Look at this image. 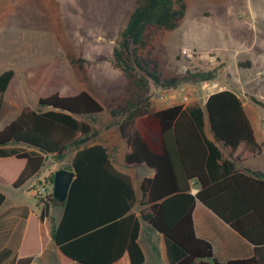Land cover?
Listing matches in <instances>:
<instances>
[{
  "label": "trees",
  "instance_id": "obj_1",
  "mask_svg": "<svg viewBox=\"0 0 264 264\" xmlns=\"http://www.w3.org/2000/svg\"><path fill=\"white\" fill-rule=\"evenodd\" d=\"M185 13L184 0H135L112 48L114 67L135 89L128 100L109 111L126 144L124 164L153 172L141 180L139 200L131 177L115 168L107 148L86 145L93 134L91 122L104 110L87 91L41 96L36 108L24 106L0 129V147L24 145L38 150L15 152L12 161L1 166L0 177L14 189L40 171L44 155L61 161L75 148L69 169L74 178L61 218L51 231L62 264H143L137 242L140 224L131 213L135 205L140 208L139 219L164 238L168 264H264V172L239 169L235 163L261 153L241 99L231 90H220L206 97L203 108L177 104L153 110L148 102L150 84L169 88L217 76L218 67L164 78L159 61L151 56L155 32L173 31ZM67 59L79 67L85 62ZM13 75L12 69L0 74V111ZM250 101L264 111L263 101L252 96ZM204 117L214 141L234 161L224 159L206 138ZM193 184L199 185L195 194ZM4 201L0 192V206ZM38 201L39 219L44 221L50 204L58 201L52 191ZM197 202L252 244L253 255L217 262L212 245L196 236L192 214ZM31 261L32 257L13 258L8 264Z\"/></svg>",
  "mask_w": 264,
  "mask_h": 264
},
{
  "label": "rangeland",
  "instance_id": "obj_2",
  "mask_svg": "<svg viewBox=\"0 0 264 264\" xmlns=\"http://www.w3.org/2000/svg\"><path fill=\"white\" fill-rule=\"evenodd\" d=\"M184 1V18L176 29L167 31L175 45L164 47L165 32L157 31L150 54L159 61L164 78L183 75L188 70L218 67L219 71L208 82L180 83L169 88L150 84V108L160 110L177 104L203 108L210 93L231 90L240 97L253 122L264 126V111L250 101L252 96L264 102V0ZM134 4L135 0H0V74L17 67L19 78L29 74L30 80L24 82L27 89L23 105L33 108L37 107L35 93L28 85L35 76L38 97L87 91L104 110L91 122L93 134L86 145L119 138L109 111L128 100L135 89L114 67L111 54ZM182 41L201 50L213 48L214 52L198 53L184 61L179 57ZM67 56L85 62L80 64L82 67L71 65ZM247 61L249 66L238 67V62ZM18 113L0 112V128ZM260 144L261 155L249 163L264 167V139ZM73 151L75 148H70L61 161L46 155L43 167L23 188L0 187L6 204L24 203L28 198L29 204L35 206L37 201L30 197L27 188L45 184L47 192L52 191L53 175L70 169L69 156ZM142 236L159 235L147 226Z\"/></svg>",
  "mask_w": 264,
  "mask_h": 264
},
{
  "label": "crops",
  "instance_id": "obj_3",
  "mask_svg": "<svg viewBox=\"0 0 264 264\" xmlns=\"http://www.w3.org/2000/svg\"><path fill=\"white\" fill-rule=\"evenodd\" d=\"M185 42L186 41L182 43L183 45L181 46V48H192V50L196 51L199 54L214 52L213 48L208 50H201L200 48H196L195 46L192 47L189 44L186 45ZM163 45L164 47L175 45L174 40H172L171 36L168 35V32H165L164 34ZM16 69L18 70V67L12 69L14 71V75L9 82L6 91L4 92L3 103L0 112L5 111L7 113H10L13 110H18V112H20V110L24 106L31 107L30 105H23V97L25 96L27 89L24 82L29 81L30 76L28 74L24 75L23 78H19V76H17ZM35 78H37V76H35ZM35 78L31 79V82L28 86L35 93L33 95L36 98L35 104L37 105L39 94L35 92V88L37 86ZM244 110L250 120L255 138L260 144V140L264 139V126H259L253 122V120L248 115L245 106ZM3 127H1L0 129H2ZM204 133L208 140L215 143L224 159L234 161L228 156L227 150L224 149L221 144L214 141L205 117ZM93 144H101L106 147L110 156V160L112 161L115 168L121 172L128 174L131 177L136 199L139 200L141 196V180L145 177H151L153 175L152 170L146 167L127 168L125 166L124 154L126 151V144L121 138L120 134L119 138L116 137L105 142H98ZM15 152H38V150L28 148L24 145H9L0 147V170L1 166L7 164L8 161H12V154ZM73 154L74 151L69 156V163L73 157ZM260 155L261 153L258 156L246 160L242 163L235 161L237 168L264 172V167L255 163H249L251 160H256V158H258ZM45 156L46 155H44V157ZM142 170L145 171L142 172ZM30 181L31 179L27 181L21 188L25 187ZM3 186L11 187L7 181L0 177V187ZM38 186L39 184H32L27 188L29 190L30 197L36 199L37 201L35 206H31L29 204L28 198L24 203L15 202L10 205L6 204V196L4 203L0 206V264H8L13 258L25 257H32V261L30 264H62L57 253L56 245L54 244L51 236L52 229L57 226L61 218L63 211L62 203L56 202L54 204H50L48 209V217L44 219V221H40L39 215L41 212V204L38 201L39 197L34 195V190H36ZM198 189L199 185L193 184L191 187L192 194H195ZM139 209V206L135 205L131 210V213H133L138 218L140 224V232L137 242L143 253V264H168L165 241L162 235L156 231L159 236H142L144 228L149 225L139 219ZM53 214L54 221H51V216ZM192 219L196 236L200 239L208 241L212 245L213 257L217 262L221 263L237 259H246L250 258L253 255L252 244H250L246 239L240 236L229 225H227L218 216H216L211 210H209L199 202H197L195 205ZM33 222L34 224H32Z\"/></svg>",
  "mask_w": 264,
  "mask_h": 264
},
{
  "label": "water",
  "instance_id": "obj_4",
  "mask_svg": "<svg viewBox=\"0 0 264 264\" xmlns=\"http://www.w3.org/2000/svg\"><path fill=\"white\" fill-rule=\"evenodd\" d=\"M74 178V172L69 170H58L54 174L52 193L54 198L63 203L69 191L70 184Z\"/></svg>",
  "mask_w": 264,
  "mask_h": 264
},
{
  "label": "built area",
  "instance_id": "obj_5",
  "mask_svg": "<svg viewBox=\"0 0 264 264\" xmlns=\"http://www.w3.org/2000/svg\"><path fill=\"white\" fill-rule=\"evenodd\" d=\"M197 55H198V53L196 51L192 50L191 48L182 47L179 49V57L184 61L193 59ZM171 97H173V96H171ZM173 99H175V98H173ZM186 99H187L186 97L182 98L183 101H186ZM47 194H48L47 189L43 185H39L37 187V189L34 190V195L38 196L40 199H45Z\"/></svg>",
  "mask_w": 264,
  "mask_h": 264
}]
</instances>
